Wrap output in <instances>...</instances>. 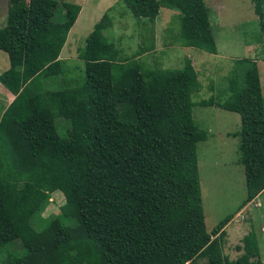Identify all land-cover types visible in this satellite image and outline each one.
Instances as JSON below:
<instances>
[{
    "label": "trees",
    "instance_id": "obj_1",
    "mask_svg": "<svg viewBox=\"0 0 264 264\" xmlns=\"http://www.w3.org/2000/svg\"><path fill=\"white\" fill-rule=\"evenodd\" d=\"M123 1L135 18L151 22L164 1L179 11L181 46L217 52L204 0ZM11 2L21 6L9 9L0 26L8 60L0 89L13 97L0 117V262L146 264L148 256L173 254L175 264H185L204 250L211 261L222 260L218 236L231 217L207 228L198 145L209 133L193 109L239 114L232 135L240 140L236 164L251 201L264 190L260 87L242 100L232 70L225 98L195 100L201 83L186 58L182 79L144 102L136 61H115L103 33L111 25L107 12L76 47L84 79L67 84L59 56L81 4ZM43 175L64 196L45 227L42 209L50 197L32 183ZM7 245H16L13 257Z\"/></svg>",
    "mask_w": 264,
    "mask_h": 264
},
{
    "label": "rangeland",
    "instance_id": "obj_2",
    "mask_svg": "<svg viewBox=\"0 0 264 264\" xmlns=\"http://www.w3.org/2000/svg\"><path fill=\"white\" fill-rule=\"evenodd\" d=\"M70 1L80 3L82 9L60 52L67 84L84 79V61L76 59V47L84 44L93 24L107 12L111 25L103 33L114 49L115 61H136L144 102L179 82L185 74L184 61L190 57L201 83L195 100L210 96L225 98L229 82L226 77L235 70L240 81L241 99L260 87L264 104V0H204L217 48L214 54L181 46L179 11L164 1L154 22L135 18L123 0ZM20 6L21 3L0 0V26L6 22V12ZM7 62V55L0 51V71L6 68ZM0 92L1 113L12 97L2 104L5 93L1 89ZM193 114L209 133V138L198 145L207 228L226 216L231 220L218 236L222 260L211 261L204 250L190 264H264V193L257 199L259 203L256 199L246 201L244 171L236 164L240 158V140L232 135L240 128L239 114L214 106H197ZM148 129L150 131V127ZM157 141L152 145V151L159 148ZM33 183L50 197L42 209L45 227L58 216L64 196L45 175L34 179ZM6 248L13 257L16 245ZM173 256H148L145 263L175 264ZM14 264L24 263L16 260Z\"/></svg>",
    "mask_w": 264,
    "mask_h": 264
},
{
    "label": "crops",
    "instance_id": "obj_3",
    "mask_svg": "<svg viewBox=\"0 0 264 264\" xmlns=\"http://www.w3.org/2000/svg\"><path fill=\"white\" fill-rule=\"evenodd\" d=\"M82 9V8H81ZM81 12V11H80ZM80 12H79V14H80ZM79 14H78V16H79ZM78 16H77V18H78ZM77 18H76V20H77ZM76 20L74 21V23L76 22ZM73 23V24H74ZM68 38H66V40H67ZM66 42V41H65ZM193 50H195V48L193 49ZM195 51H197V49L195 50ZM198 51H200V50H198ZM197 54V53H196ZM193 56H194V58H195V55L193 54ZM59 58H60V56H59ZM190 58V57H189ZM76 59H78L79 60V58H76ZM80 60H83V59H80ZM84 61V60H83ZM16 74L18 73V72H15ZM1 93V92H0ZM4 97V96H3ZM9 97H12V96H6V97H4V101H3V103L2 104H4V102H5V100H8L9 99ZM13 99V97L10 99V101ZM1 100V99H0ZM1 102V101H0ZM10 102H8V104H9ZM6 104V103H5ZM8 104H7V106H8ZM6 107V106H5ZM4 109V108H3ZM2 113H3V111H1V113H0V117H1V115H2ZM32 183H33V181H32ZM34 184V183H33ZM35 185V184H34ZM36 186V185H35ZM37 187V186H36ZM39 188V187H38ZM264 193V190L261 192V193H259L258 195H257V197H255L254 199H258L260 196H261V194H263ZM253 199V200H254ZM253 200H251V202L253 201ZM258 201V200H257ZM249 202V201H248ZM258 203H259V201H258ZM253 210L255 209L254 207L252 208ZM222 232V231H221ZM196 258V256L195 257H193L192 259H190L189 261H187L185 264H190V262L191 261H193L194 259Z\"/></svg>",
    "mask_w": 264,
    "mask_h": 264
}]
</instances>
